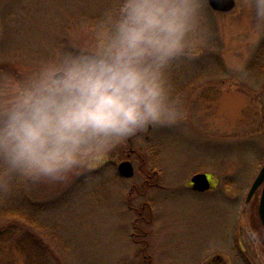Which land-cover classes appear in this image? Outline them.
<instances>
[{"label": "rangeland", "instance_id": "rangeland-1", "mask_svg": "<svg viewBox=\"0 0 264 264\" xmlns=\"http://www.w3.org/2000/svg\"><path fill=\"white\" fill-rule=\"evenodd\" d=\"M235 1L221 13L203 0L199 41L169 70L181 113L175 123L128 138L65 180L0 186L6 203L22 185L19 194L57 235L37 234L32 242L45 252L30 261L4 243L0 264H209L217 255L242 264L236 224L264 164V19L255 0ZM108 4L0 0V81L23 78L54 50L89 41ZM125 160L135 169L130 179L118 173ZM154 166L159 179L150 177ZM204 173L215 189L196 192L191 179ZM246 257L261 264L258 255Z\"/></svg>", "mask_w": 264, "mask_h": 264}, {"label": "clouds", "instance_id": "clouds-1", "mask_svg": "<svg viewBox=\"0 0 264 264\" xmlns=\"http://www.w3.org/2000/svg\"><path fill=\"white\" fill-rule=\"evenodd\" d=\"M203 0H109L83 44L0 81V186L80 174L180 117L169 70L199 41ZM264 19V0H255Z\"/></svg>", "mask_w": 264, "mask_h": 264}, {"label": "trees", "instance_id": "trees-1", "mask_svg": "<svg viewBox=\"0 0 264 264\" xmlns=\"http://www.w3.org/2000/svg\"><path fill=\"white\" fill-rule=\"evenodd\" d=\"M149 172L153 174L150 176L151 178L159 179L160 172L155 166ZM153 181L155 182V180ZM21 189L22 185L20 186L17 182L16 194L6 203L0 201V248H5L4 243H12L11 245H16L20 251L26 252L30 261L32 254L41 255L43 251L45 252V250L41 251V243L36 245L35 242H32L33 239L36 241L37 234L43 233L42 236L48 234L50 239L56 238L57 235H55L56 227L41 221L42 211L38 206L19 194L18 191Z\"/></svg>", "mask_w": 264, "mask_h": 264}, {"label": "flooded vegetation", "instance_id": "flooded-vegetation-1", "mask_svg": "<svg viewBox=\"0 0 264 264\" xmlns=\"http://www.w3.org/2000/svg\"><path fill=\"white\" fill-rule=\"evenodd\" d=\"M131 155H128V157ZM264 184L258 191L255 192L253 198L245 204L241 209L240 219L236 224L238 244L236 252L242 261V264H254L249 255H258L261 259V264H264V225L259 214L260 201L263 195ZM249 193V192H248ZM209 264H225L223 257L218 256Z\"/></svg>", "mask_w": 264, "mask_h": 264}, {"label": "water", "instance_id": "water-1", "mask_svg": "<svg viewBox=\"0 0 264 264\" xmlns=\"http://www.w3.org/2000/svg\"><path fill=\"white\" fill-rule=\"evenodd\" d=\"M211 8L217 12H230L236 7L235 0H208ZM119 174L124 178H132L134 176V166L130 161H124L118 166ZM264 183V165L253 183L251 191L248 195V202L251 200L255 192ZM193 189L199 192L209 191L212 188L211 181L207 174H197L192 178ZM260 216L264 224V191L260 203Z\"/></svg>", "mask_w": 264, "mask_h": 264}]
</instances>
